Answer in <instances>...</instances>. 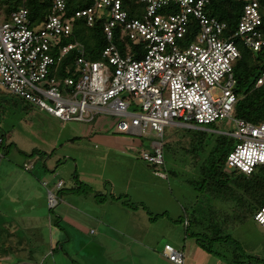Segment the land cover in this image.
<instances>
[{"label": "built area", "instance_id": "2783aa9c", "mask_svg": "<svg viewBox=\"0 0 264 264\" xmlns=\"http://www.w3.org/2000/svg\"><path fill=\"white\" fill-rule=\"evenodd\" d=\"M87 6L67 16L68 0H50L46 19L33 26L27 8L6 11L0 2V90L38 106L62 121L93 122L100 114L118 119L120 133L158 138L140 158L167 180L164 133L168 126L198 128L229 119L236 130L226 170L245 175L264 168V121L235 118V62L242 57L238 41L254 54L264 47L261 0L246 3L236 29L212 16L211 0H136L132 17L125 0H83ZM75 19L88 26L103 22L107 46L100 60L87 57L73 40ZM121 27L142 48V57L123 56L114 43ZM63 41H67L62 44ZM76 51V71L58 77L64 57ZM264 82V71L257 86ZM0 143L2 139L0 138ZM26 170L33 165L24 164ZM60 182L58 187H62ZM48 203L59 200L49 191ZM264 229V205L254 215ZM189 225L188 221L185 226ZM163 254L184 264V253L165 244Z\"/></svg>", "mask_w": 264, "mask_h": 264}, {"label": "rangeland", "instance_id": "374dc122", "mask_svg": "<svg viewBox=\"0 0 264 264\" xmlns=\"http://www.w3.org/2000/svg\"><path fill=\"white\" fill-rule=\"evenodd\" d=\"M5 1L0 0L2 4H5ZM117 121V118L109 114H100L90 123L62 121L38 106L0 90V138H3L5 145H10L7 152L0 150V231L7 227L9 233L15 232V224L26 226L31 218L40 224V229L37 231L39 239H32L30 236L34 233L32 230H20L22 236H27L25 237L27 246L21 254L14 255L15 252H13L8 258L1 259L9 246L6 239L3 243L0 239V264H35L31 262L34 260L37 264H72L65 254V242L61 243L63 250L60 246L54 247V254L51 253L54 250L53 247L48 246L52 231L49 223L55 225L59 207V203L56 207H50L49 203L46 205L49 191L54 193L59 202L60 191L64 194L66 201L69 197L81 199V205L78 203L77 205L87 212H95V215L101 214L100 204L106 201H108L107 204L110 201L114 203L119 201L129 208L144 210L153 221L157 220L158 237H154V239L157 237L155 242L161 240L165 242L163 236L171 239L173 244L184 243L185 236L192 241L193 238L189 233L199 232L204 226H193L189 233H186L185 220L191 219L195 211L199 214L207 213L209 207L210 213L206 214L209 220L204 224L206 226L211 221L216 222L214 211L215 207H220V203L215 202L213 196H209V192L203 188V184H200L199 168L209 154L213 141L219 135H227L236 130L234 123L224 119L210 126L191 128L188 132L189 136L195 135L204 139L203 149L198 148L191 153L183 152L177 143L179 137L189 131L185 129L187 127H166L163 139L166 170H162L169 175V179L165 180L154 175L153 171L159 170L158 168L149 164L150 169L145 167L147 163L140 158V151H124L123 153L119 150L112 153V156L118 157L119 160L117 174H115L109 170L108 164L107 168L105 167L107 162L100 160L99 157L76 154L70 143H67L70 138H77L76 145L82 147L85 145L94 149L95 144L93 142L90 144L91 138L88 137L89 133L94 131L114 137L117 143L141 145L147 151L150 150L152 142L158 139L155 133L142 137L120 133L116 128ZM201 129L207 132L202 134ZM25 163L32 164L33 168L26 170ZM87 163L96 176L105 173L109 177L113 173L120 179L128 175L132 181L129 186L125 183L117 184L119 188L114 193L111 186L107 187V194L94 193L89 185L78 178L82 167ZM170 171H176L177 176H171ZM227 172L234 171L227 169ZM29 179L35 180L37 184L31 190H41L45 200H33L31 196L27 198L24 195L16 198L15 191L22 190V182ZM60 179L66 184L64 190L56 188ZM189 180L193 183H189ZM145 181L147 182L143 185ZM77 187L80 188L77 189ZM43 208L45 217L41 219L38 213H32L33 209L38 212V209ZM165 208L168 210L167 216L165 212L163 213ZM110 211L112 212V209ZM254 215L240 224L231 226L226 233L239 242L244 253L264 259V229L256 223ZM162 217L174 219L178 222L177 228L171 230L164 227L166 220H162ZM37 219L39 220L36 221ZM61 227L64 229L63 233L71 235L70 237H83L71 226L62 223ZM94 232H97L96 229L91 227L85 234V238L94 236ZM1 236H7V234L2 232ZM164 246L161 247L164 249ZM76 260L80 262L79 259Z\"/></svg>", "mask_w": 264, "mask_h": 264}, {"label": "trees", "instance_id": "16d2710c", "mask_svg": "<svg viewBox=\"0 0 264 264\" xmlns=\"http://www.w3.org/2000/svg\"><path fill=\"white\" fill-rule=\"evenodd\" d=\"M136 0H125L124 6L132 17L138 14L134 11ZM264 4V0H261ZM245 0H211L207 11L214 17L225 22L228 26L227 34L233 32L243 12ZM50 0H6L3 7L9 12L12 8H27L30 12V20L33 26L43 22L50 11ZM87 6L83 0H68L67 16L72 17L74 11ZM262 13V33L264 37V5ZM73 40L79 41L85 47V52L91 60H100L102 51L107 46V40L103 32V22L96 21L91 27L84 20L75 19L73 29ZM67 41H63L62 44ZM114 43L117 45L121 54L125 57H142V48L135 46L122 31L121 27L115 29ZM242 57L234 64V73L236 79V93L239 95V101L235 110V118L260 124L264 121V82L257 86V80L264 71V47L254 54L246 48L241 41H238ZM77 52L72 51L64 57V60L58 65L55 72L58 77L73 75L76 71L75 58ZM189 131L183 133L177 143L180 149L185 153H191L195 150L203 149L202 137L188 135L191 128H185ZM202 134L207 131L201 129ZM0 143V150L8 151L10 145H5L4 140ZM236 140L228 135H219L214 141L213 146L206 156L204 162L199 168L201 176L200 184L213 196L215 202L220 203V207H215L214 223L208 222L209 207L207 213H198L188 219L189 225L186 227V233L193 226H203L199 232H192V238L208 254L222 259L226 264H264V259L246 254L241 249L239 242L232 238L226 231L231 226L242 223L249 216L254 215L260 207L264 205V168H257L252 174L232 172L226 170V160L229 152L232 150ZM171 176H177L176 171H170ZM193 183L192 180L188 181ZM195 184H193L194 186ZM195 187V186H194ZM80 187H77L79 189ZM217 203V204H218ZM133 207V206H132ZM133 209H135L133 207ZM213 213V212H212ZM205 216H201V215Z\"/></svg>", "mask_w": 264, "mask_h": 264}, {"label": "crops", "instance_id": "0c3cea01", "mask_svg": "<svg viewBox=\"0 0 264 264\" xmlns=\"http://www.w3.org/2000/svg\"><path fill=\"white\" fill-rule=\"evenodd\" d=\"M89 134L88 137L91 138L90 144L91 142L95 144L93 146L94 149H90L85 145L84 147L78 144L76 145V143H78L77 138H70L67 143H70L73 152L76 154L99 157L100 160L107 162L105 167L107 168L108 164L110 166L109 170L113 173L115 172V174H117L119 160L118 157H113L112 153L119 150L123 151V153L124 151H144L141 145H124L123 143H117L116 139L110 135H102L94 131ZM88 163L86 166L82 167L81 175L78 176V178L83 183L89 185L93 189H91V191H94V193H100L102 195H104V193L107 194L108 192L106 189L108 186H111L112 193H114V191L119 188L117 184L125 183L129 186L132 181L131 177L128 175H124L120 179L118 175H114L113 173L112 176L109 177H107L105 173L96 176L91 172ZM145 167H148V169L151 168L148 163ZM60 182L63 183L61 188L58 187ZM146 182L147 181H145L143 185L146 184ZM22 184V190L15 191L16 198L24 195L27 198L31 196L33 200H45L41 190H31L37 186L35 180H24ZM65 186L66 184L64 181L60 179L56 188H59L58 190H64ZM139 186H142L141 183H139ZM58 195L60 196L58 216L54 226L49 223L52 231L48 246L53 247V249L55 246L56 248L60 246L61 250H63L61 243L65 242V254L72 264H175L163 254V248L161 246L165 244H170L184 253V264H226L219 257L205 253L194 238V240L191 238L192 241H189L188 237L185 236L184 243L177 242L173 244L171 239L163 236L165 242H162V240L155 242V239L158 237V228H156L157 220L153 221L144 210L129 208L124 203H119V201H116V203L110 201L109 204H107L108 201H106L100 204L102 208L101 214L95 215V212H87L81 208V206L77 205V203H81V199L69 197L66 201L62 191H60ZM46 199L48 198L46 197ZM45 203L47 205V200ZM45 209H47V207H45ZM167 211L166 208L163 211V213H166V216ZM158 212L161 213V211ZM32 213H38L40 216L39 219L45 217L44 208L38 209V212L33 209ZM164 217H162V220H166L164 227L171 230L177 228L178 222L172 218L165 219ZM186 221L188 220L186 219L185 222ZM62 223L71 226L73 230L80 232L83 237H70L71 235L69 236L63 233L64 229L61 227ZM91 227H94L97 232L93 233L94 236L85 238V234L89 232ZM14 229L15 232L13 231L10 233L7 227L0 231L2 243L6 239L7 246H9L7 252L1 259L8 258L13 252H15L14 255H18L25 251L27 246L25 242L27 239H25V237L27 236H22L20 230H32L34 233L30 234V236L32 239H37V231L40 229V224L36 223L35 220L31 218L26 226L25 224L22 226H20V224H15ZM2 232L7 234L8 237L1 236ZM91 232L92 230L90 234ZM155 236L157 237L154 239ZM54 251L55 249L52 250L51 253L54 254ZM76 259H79L80 262ZM31 262L37 264L35 260Z\"/></svg>", "mask_w": 264, "mask_h": 264}]
</instances>
